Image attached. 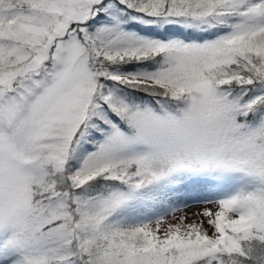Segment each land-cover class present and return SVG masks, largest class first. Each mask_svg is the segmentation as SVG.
Here are the masks:
<instances>
[{
  "label": "snow or ice",
  "instance_id": "6c2138e0",
  "mask_svg": "<svg viewBox=\"0 0 264 264\" xmlns=\"http://www.w3.org/2000/svg\"><path fill=\"white\" fill-rule=\"evenodd\" d=\"M0 264H264V0H0Z\"/></svg>",
  "mask_w": 264,
  "mask_h": 264
},
{
  "label": "rangeland",
  "instance_id": "374dc122",
  "mask_svg": "<svg viewBox=\"0 0 264 264\" xmlns=\"http://www.w3.org/2000/svg\"><path fill=\"white\" fill-rule=\"evenodd\" d=\"M208 207H212V205H207ZM200 207H204V205H195L193 207H190L187 209V212L191 213L193 211H195L196 209L200 208ZM177 215H180V213H178Z\"/></svg>",
  "mask_w": 264,
  "mask_h": 264
}]
</instances>
